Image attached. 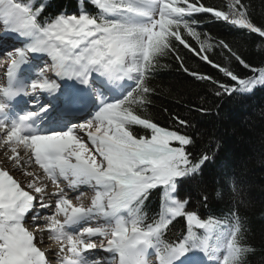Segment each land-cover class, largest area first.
<instances>
[{
    "label": "snow or ice",
    "instance_id": "obj_1",
    "mask_svg": "<svg viewBox=\"0 0 264 264\" xmlns=\"http://www.w3.org/2000/svg\"><path fill=\"white\" fill-rule=\"evenodd\" d=\"M91 4L95 15L61 12L42 22V0H0V31L19 45L0 48V264H51L49 253L55 264H245L251 248L237 211L201 217L189 210L191 195L182 193L186 183H202L213 157L196 158L188 150L191 135L137 109L151 103L150 78L170 53L185 73L214 85L217 97L264 87V67H252L223 40L201 38L193 17L210 15L262 40L264 25L253 22L244 0H226L227 10L203 0ZM173 41L228 82L189 72ZM215 47L253 75L212 61ZM35 58L47 59L40 66ZM80 111L87 119L75 117ZM137 126L145 134H135ZM82 188L92 193L87 204ZM226 191L237 192L227 174L217 195ZM153 192L160 205L149 218L144 208ZM199 199L206 207L208 196ZM177 220L186 234L169 241L165 235Z\"/></svg>",
    "mask_w": 264,
    "mask_h": 264
},
{
    "label": "trees",
    "instance_id": "obj_2",
    "mask_svg": "<svg viewBox=\"0 0 264 264\" xmlns=\"http://www.w3.org/2000/svg\"><path fill=\"white\" fill-rule=\"evenodd\" d=\"M42 2L46 5L42 22L61 12L71 14L86 10L95 15L98 11L91 0ZM203 3L227 10L226 0H203ZM244 3L250 5L253 22L258 26L264 25V0H244ZM193 19L199 20L197 31L201 33V38L207 33L214 45L223 40L252 67H264V40L256 34L217 22L210 15ZM185 38L193 47H198L192 38ZM173 46L179 51L189 72L212 76L222 83L228 82L222 72L175 41ZM208 55L215 63L241 76L253 75L221 47H215ZM149 86L155 90L150 96L151 103L137 109L139 114L160 126L191 135L194 144L188 150L196 158L205 152L213 157L204 166L202 183L198 186L186 183L182 188L183 195H191L189 210L195 209L201 217L212 215L217 218L227 216L229 209L237 211L243 240L251 248L245 257V264H264V87H257L252 93L243 95L236 93L217 97L214 93L218 89L214 85L185 73L171 53L159 58V67L150 78ZM174 117L188 121V127L178 125ZM133 131L137 135L145 134V130L138 126ZM225 174L235 179L237 192L226 191L221 197L217 193L221 177ZM201 195L208 196L206 207L199 199ZM159 205V194L153 192L145 208L156 213ZM185 234L183 221L177 220L170 226L165 239L174 241Z\"/></svg>",
    "mask_w": 264,
    "mask_h": 264
},
{
    "label": "rangeland",
    "instance_id": "obj_3",
    "mask_svg": "<svg viewBox=\"0 0 264 264\" xmlns=\"http://www.w3.org/2000/svg\"><path fill=\"white\" fill-rule=\"evenodd\" d=\"M0 48H6V46H0ZM10 49V48H9ZM4 62V59L2 58V57H0V64H2ZM258 75V74H257ZM15 175H17L18 177H19V175H20V173L19 172H16V173H14ZM81 191H83V192H85V194H86V198H85V200H84V203L85 204H87L88 202H89V199L88 198H90V196H91V190L90 189H88V188H82L81 189ZM92 225H94V222H93V224Z\"/></svg>",
    "mask_w": 264,
    "mask_h": 264
},
{
    "label": "bare ground",
    "instance_id": "obj_4",
    "mask_svg": "<svg viewBox=\"0 0 264 264\" xmlns=\"http://www.w3.org/2000/svg\"><path fill=\"white\" fill-rule=\"evenodd\" d=\"M43 247L47 248V247H48V243L46 242V243L43 245ZM52 256H53V255H52ZM52 259H54V258L52 257ZM53 263L55 264V261H54Z\"/></svg>",
    "mask_w": 264,
    "mask_h": 264
}]
</instances>
